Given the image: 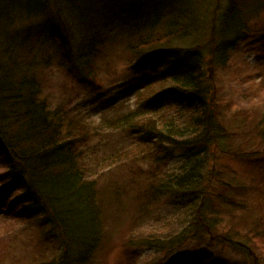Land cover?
Returning <instances> with one entry per match:
<instances>
[{
	"label": "trees",
	"instance_id": "obj_1",
	"mask_svg": "<svg viewBox=\"0 0 264 264\" xmlns=\"http://www.w3.org/2000/svg\"><path fill=\"white\" fill-rule=\"evenodd\" d=\"M195 2L183 0L163 24H149V31L140 24L137 42L129 48L136 66L146 63L134 87V106L103 100L99 121L69 105L53 108L44 95L45 72L54 65L90 87H101L94 78L107 41L99 30L76 44L52 35L59 43L55 53L41 42V34L1 40L0 160L10 184L2 191L0 213L7 209L4 196L12 198L9 207L21 210L20 218L37 232V264H93L111 222L127 209L125 199L136 207L132 234L172 221L183 227L166 240L132 236L125 241L129 252L176 253L189 240L206 236L242 249L241 234L264 247V235L253 226L243 234L240 222L237 227L232 221L220 236L203 223L208 212L215 213L212 203L232 207L213 188L214 152H223L228 136L216 113L215 74L228 67L240 43L253 44L249 22L264 11V0L250 6L227 0L214 15L206 43L200 41ZM7 17L0 14L1 20ZM261 114L252 108L234 115L248 124ZM135 149L139 156L129 158ZM177 152L184 158L176 161ZM164 198L175 201L172 208L160 209ZM182 220L194 224L189 229ZM246 253L252 264H264V257ZM159 264L177 263L171 258Z\"/></svg>",
	"mask_w": 264,
	"mask_h": 264
},
{
	"label": "rangeland",
	"instance_id": "obj_2",
	"mask_svg": "<svg viewBox=\"0 0 264 264\" xmlns=\"http://www.w3.org/2000/svg\"><path fill=\"white\" fill-rule=\"evenodd\" d=\"M240 1L250 6L261 0ZM182 3L183 0H0V14L8 16L5 20L0 19V30L4 31L0 36V45L1 40L21 38L29 33L41 34V42L47 45L49 52L55 53L59 43L52 41V35L60 36L58 41L63 44L65 40L76 44L86 35L96 34L99 30L107 41L94 78L101 87H90L67 69L55 65L44 76V95L53 108L69 105L82 110L91 120L99 121L105 113L103 100L118 104L127 100L134 106V87L146 63L136 66L129 48L137 42L135 37L140 24L148 25L143 31H149V24L157 21L163 24L172 9L181 7ZM226 6L227 0H196L193 8L201 16L198 30L202 43L210 38L214 15ZM249 31L253 44L240 43L228 67L215 74L218 88L216 113L228 136L222 140L223 152H214L217 155L213 163L217 181L213 183V188L232 207L222 208L218 203H212L215 213L208 212L203 223L210 224L220 236L227 234L226 228L232 221L237 222V227L240 222L244 230L239 229L243 234L253 226L258 235H264V11L249 22ZM252 108L261 110L262 114L248 124L234 115L238 110L251 112ZM94 146L93 140L91 147ZM184 155L177 152L176 161ZM138 156L139 150L135 149L128 157L133 159ZM7 171L0 160V197L3 189L10 184L5 178ZM4 197L2 201H6L7 209L0 213V264H37L40 260L36 254L37 232L31 227L28 229L27 221L20 218L21 210L9 207L13 199ZM232 201L237 205H232ZM174 202L164 198L160 201V209H170ZM125 203L127 209L117 223L111 222L108 236L102 249L96 253L93 264H154L171 258L177 264H219L224 261L229 264H252L250 253L246 252H254L257 258L258 255L264 257L263 244L258 246L252 239L249 243L242 234L238 241L248 246L244 245L242 249L232 244L213 242L206 236L204 239L189 240L176 253L129 252L125 241L132 236L153 234L166 240L173 236L175 229L179 231L183 227L173 225L172 221L157 230L148 226L139 229L138 234H132L136 207L131 200L125 199ZM182 223L189 229L194 224L184 220Z\"/></svg>",
	"mask_w": 264,
	"mask_h": 264
}]
</instances>
